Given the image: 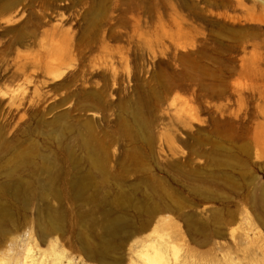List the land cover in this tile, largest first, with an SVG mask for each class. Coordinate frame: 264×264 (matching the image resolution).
<instances>
[{"label": "rangeland", "instance_id": "obj_1", "mask_svg": "<svg viewBox=\"0 0 264 264\" xmlns=\"http://www.w3.org/2000/svg\"><path fill=\"white\" fill-rule=\"evenodd\" d=\"M157 250L264 264V0H0V264Z\"/></svg>", "mask_w": 264, "mask_h": 264}, {"label": "bare ground", "instance_id": "obj_2", "mask_svg": "<svg viewBox=\"0 0 264 264\" xmlns=\"http://www.w3.org/2000/svg\"><path fill=\"white\" fill-rule=\"evenodd\" d=\"M3 213H1L2 215ZM118 225V224H117ZM117 226L116 224H112L111 228L115 229ZM110 229V230H112ZM169 248V247H168ZM167 248V249H168ZM31 249H28V251H30ZM161 252L159 250H157V253H155L156 255V259L151 258L150 256H145L143 259L145 261L146 264H171L170 260L168 259L167 256H165L164 254H160ZM34 259H32L31 257H29L28 255L24 258L23 260V264H34Z\"/></svg>", "mask_w": 264, "mask_h": 264}]
</instances>
